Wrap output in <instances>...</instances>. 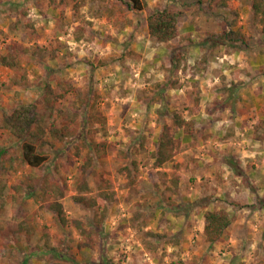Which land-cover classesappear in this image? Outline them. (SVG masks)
I'll return each instance as SVG.
<instances>
[{"label":"rangeland","instance_id":"rangeland-1","mask_svg":"<svg viewBox=\"0 0 264 264\" xmlns=\"http://www.w3.org/2000/svg\"><path fill=\"white\" fill-rule=\"evenodd\" d=\"M146 1L149 9L136 11L129 1L121 0H0V56L16 51L28 76L24 86H13L10 81L13 71L0 65V112L13 111L26 103H41L47 82L71 85L72 91L61 103L65 111L80 104L76 102L80 98L78 92L88 93L93 107L88 104L79 110L77 123H71L73 140L57 142L59 151L48 170L66 185L62 201L68 218L88 223L92 211L75 203L73 196L77 194L75 182L85 155L92 151L95 160L86 176L92 188L88 195L105 198L99 205L109 207L102 234L91 235V239L80 234L72 223L62 225L54 212L41 206L40 199L24 190L29 184L27 176L43 171L26 164L20 143L7 131L0 130V148L10 151L5 158L1 157L5 164L0 163V264H51L55 252L61 251L72 257L68 264H264V254L257 249L260 239L256 233L251 232L252 239L243 241L247 244L245 249L240 242L234 245L229 234L209 243L204 235L203 209L199 206L188 209L197 200L210 198L211 207L227 205L231 213L251 215L247 209L231 205L230 180L222 177L220 163L217 169H212L216 161H208V155H221L220 145L189 142L176 154V162L182 164L180 168L173 163L154 167L152 152L163 122L171 124L174 110L185 114L194 108L203 78L179 75L183 80L181 86L164 90L168 114L159 123L157 109L161 103L148 107L147 97L157 81L173 74L172 52L187 42L158 44L148 36L146 17L157 8L184 7L193 16L192 21L185 17V23L188 21L194 27V33L187 36L191 42H200L210 33L223 30V18L226 24L237 19L234 27L242 29L247 42L227 47L231 54L240 50L249 54L252 48L263 50L261 26L255 27L250 7L240 0H233L239 16L229 14L216 2L210 5L208 0L202 3L189 0L187 6L181 4L182 0ZM138 37L135 43L142 46L135 51L130 41ZM159 47L170 48V52L162 50L163 54H159ZM189 47L185 63L188 56L197 61L209 50L208 46H198L197 50L193 45ZM225 50L226 46L217 48L213 55L222 56ZM189 71L201 75L196 70ZM220 73L217 71L215 77L221 78ZM172 76L175 79L178 74ZM247 77L251 78L252 72ZM93 113L96 119L89 123V115ZM99 116L107 118L106 135L96 132L101 127ZM79 132L88 136V145L78 157L74 151ZM172 132L183 142L182 131L172 127ZM125 166L131 169V174L120 171ZM179 173V185L175 187L172 179ZM16 185L24 189L17 191ZM245 194L247 191H242L240 197L245 198ZM222 195H226L224 200ZM137 211H143L146 220L139 218L133 224ZM148 231L167 235L147 236L153 242L156 240L155 251L140 239L141 233ZM172 239L180 243H169ZM86 242L90 244L86 246ZM252 244L256 248L247 251Z\"/></svg>","mask_w":264,"mask_h":264},{"label":"trees","instance_id":"trees-1","mask_svg":"<svg viewBox=\"0 0 264 264\" xmlns=\"http://www.w3.org/2000/svg\"><path fill=\"white\" fill-rule=\"evenodd\" d=\"M129 1L131 6L136 11H143L149 9V4L146 0H121ZM181 2L182 5H189L190 1ZM197 2H204V0H196ZM242 5L248 4L252 11L251 21L256 28L261 26V31L264 34V0H240ZM218 3L221 7L226 8L229 14H234L236 16L240 15V11L235 7L233 0H208V3ZM188 3V4H187ZM184 7H163L157 8L156 10L149 13L146 17V24L148 28V34L159 42L170 44L175 40L179 34V27L183 24L185 19V9ZM237 20V19H236ZM236 20L231 23H225V18L222 20L223 30H219L214 33H210L209 36L203 37L199 44L208 46V51L205 52L203 56V62H207V56L209 54H214L217 48H222V46L235 47L240 41L247 42L242 29L234 25L237 24ZM230 27V28H229ZM80 36V35H79ZM78 36V37H79ZM191 41V39L189 38ZM132 52H130V55ZM184 57V51L180 50L175 53L170 69L173 74L166 77V80L157 81L154 89L151 90V95L147 97L148 107H152L153 104H160L157 109L158 121L162 119L163 115L168 114L164 107L163 100L166 99L164 90L167 87L178 88L181 86V82L178 78L174 79L172 75L178 74L180 64L182 63V58ZM176 62V68L174 66ZM0 65L9 68L13 71L10 78L11 84L13 86H24L28 81V76L26 70L23 68L20 62V56L16 51L11 50L6 54L0 56ZM199 67V66H198ZM72 91L71 85L63 84L62 81H58L55 85L52 82H47L44 86L42 92V101L39 104L26 103L15 108L13 111L3 109L0 112V130L7 131L13 138H15L22 147V157L26 164H28L32 169H41L42 173H31L28 175L29 184L24 189L22 186H15L17 191L25 190L27 195L36 196L42 202V207L47 210L54 212L57 216L58 221L62 225H68L69 223L74 224L80 231V234L91 239V235H100L103 232L104 223L106 220L107 212L109 210L108 205H99V201H106L105 198H96L94 196H89L88 193L92 191L91 186L86 178L90 169L94 165L95 156L92 151H89L85 155L84 163L80 167V176L76 180V191L77 194L73 196L74 202L85 206L87 209L92 211V216L88 223H85L82 219L73 217L69 219L66 215L65 206L62 199L66 195V185L61 183L60 180L55 179L51 176L48 168L53 161V157L58 154L59 149L57 148V142H66L69 138L73 140V130L71 123H77L78 117L80 116L79 110L82 107L87 108L93 105L90 103L91 97L89 94L84 92L80 93V98L76 101L79 105H72L70 111H65L61 106L64 99L67 98L68 93ZM84 93V94H83ZM142 98V95H139ZM149 101H151L149 103ZM194 108H189L192 113L199 111V99H195ZM87 106V107H86ZM96 119L95 114L89 115V123H93ZM98 122L101 123V127L97 128L96 132L102 131L104 135L107 133V118L99 116L97 118ZM264 121L260 123L263 125ZM195 121L192 119H187L185 114L180 111L174 110L171 113V124L163 122L160 133L156 141V148L152 152V158L154 159V167L162 168L168 163H173L175 167H181L180 162H176V154L183 147L187 146V142H180L179 139L173 134L172 127L175 129L183 131L186 135L192 137L193 141H207L209 137L213 134L208 132L206 128H197ZM77 138H79L78 143L75 144V155L81 156L82 150L87 147L88 136L85 132H79ZM92 138V137H91ZM201 142V141H199ZM93 144V142H91ZM104 145V142L102 143ZM143 146V144H142ZM51 153V154H50ZM10 154L8 148H0V163L5 164L1 157H6ZM4 157V158H5ZM227 163L233 167V169H238L237 161L233 156H229L226 159ZM135 163V162H134ZM5 167V166H4ZM7 169V168H6ZM126 170L131 174V169L127 166L121 168L120 171ZM237 173H239L237 171ZM241 174V171H240ZM173 177L172 182L175 187H178L181 174H176ZM134 183H136V178L132 175L131 177ZM1 190V189H0ZM212 202L210 198H205L203 200H197L188 209L199 206L203 209L204 216V235L205 239L209 243H216L221 240L225 235L229 234L228 230L231 225L236 220L235 216L227 210L225 206L221 207H211ZM264 206V196L257 198V203L255 205L250 204H240L239 207H258ZM139 218L144 217L143 211H137L132 218L133 224ZM147 223V222H146ZM139 229H141L138 226ZM238 231V230H237ZM238 233H241L238 231ZM151 235L154 238H165L167 235L159 234L152 231L142 232L140 239L144 245H146L150 250L155 251L157 245H155L152 239H148L147 236ZM174 238V237H173ZM175 239V238H174ZM59 243V242H58ZM171 244H179L180 240H169ZM90 243L86 242V246ZM57 245V244H56ZM53 248L55 249V246ZM54 261L51 264H68L72 260L71 256L65 255L62 251L55 252Z\"/></svg>","mask_w":264,"mask_h":264},{"label":"crops","instance_id":"crops-1","mask_svg":"<svg viewBox=\"0 0 264 264\" xmlns=\"http://www.w3.org/2000/svg\"><path fill=\"white\" fill-rule=\"evenodd\" d=\"M184 16L192 21L193 16L190 11L185 10ZM193 30V25L188 21L185 23L184 19L179 27L177 38L170 43L182 45L187 42L185 46H176L177 50L172 52L173 57L180 50L184 51L177 78L183 81L179 75L186 77L185 74L187 77L192 75L196 79L203 78L196 98L199 99V111L192 113L188 109L185 116L187 119L194 120L197 128H206L213 134L207 140L209 143L221 146V155L218 157L208 155L207 158L208 161H216L212 169H217L220 163L223 167L222 177L224 180H230L229 187L233 191L231 205L239 206L244 203L255 205L257 198L264 196V123L260 125L264 121V49L254 50L252 46L249 54L242 50L231 54L225 50L222 56L208 55L207 62H203V57L194 61L193 56L190 55L185 63V52L190 48L189 46L193 45L196 50L198 46H203L199 44V41H188L187 36L194 33ZM138 39L139 37L133 42L130 41V45L136 47L135 51L138 50L137 47L141 49L142 46L135 43ZM158 44L166 43L158 41ZM158 49L159 54H163L162 50L165 53L170 52V48L159 47ZM176 64L174 62L175 68ZM189 69L196 70L197 75H201L196 76ZM212 69H215L213 73ZM217 71L221 72V78L215 77ZM249 71L252 72L251 78L247 77ZM180 133H182L183 142H193L192 137L183 131ZM229 156H233L238 163L236 172L226 161ZM242 191L243 193L247 191L245 198L240 197ZM220 197L224 200L226 195ZM228 207L226 205L227 210H229ZM241 209H247L251 215H242L240 211L237 213L231 210L236 218L228 230L231 241H235L234 245L240 242L241 248L245 249L247 244L244 245L243 241L252 239L251 232L256 233L260 239L257 249L264 254V206ZM257 213L260 214L259 217ZM251 248H256L255 244L248 247L247 251Z\"/></svg>","mask_w":264,"mask_h":264}]
</instances>
